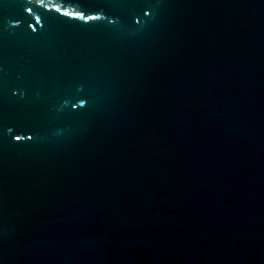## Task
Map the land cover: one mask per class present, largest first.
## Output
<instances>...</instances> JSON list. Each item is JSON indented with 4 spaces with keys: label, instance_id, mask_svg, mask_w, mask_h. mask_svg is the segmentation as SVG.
I'll return each mask as SVG.
<instances>
[{
    "label": "water",
    "instance_id": "95a60500",
    "mask_svg": "<svg viewBox=\"0 0 264 264\" xmlns=\"http://www.w3.org/2000/svg\"><path fill=\"white\" fill-rule=\"evenodd\" d=\"M0 264H264V0H0Z\"/></svg>",
    "mask_w": 264,
    "mask_h": 264
}]
</instances>
